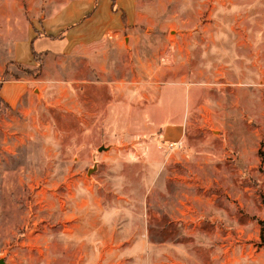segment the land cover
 I'll use <instances>...</instances> for the list:
<instances>
[{"label": "rangeland", "instance_id": "374dc122", "mask_svg": "<svg viewBox=\"0 0 264 264\" xmlns=\"http://www.w3.org/2000/svg\"><path fill=\"white\" fill-rule=\"evenodd\" d=\"M81 1L0 0L3 81L36 79L0 104V264H264V0H136L97 67L16 64Z\"/></svg>", "mask_w": 264, "mask_h": 264}, {"label": "crops", "instance_id": "0c3cea01", "mask_svg": "<svg viewBox=\"0 0 264 264\" xmlns=\"http://www.w3.org/2000/svg\"><path fill=\"white\" fill-rule=\"evenodd\" d=\"M84 1L65 6L50 18L44 19L40 28L35 27L38 31L32 27L26 38L15 44L13 58L16 64L26 70H35L39 64L34 54H47L49 58L62 54L67 47H73L74 53L90 55L91 63L97 67L96 49L101 46H110L111 43L103 36L124 30L127 25L124 24L119 12L127 15L126 21L130 23L129 20L131 15L135 14L137 2L136 0H115L119 11H114L111 0ZM101 4L105 6V9H102ZM109 5L112 9H109ZM63 32L66 35L64 40L49 38V36L58 37ZM44 68L45 72L46 67ZM6 70V63L0 62V98L10 107H15L32 90L36 79L30 80L23 77L3 81ZM186 105L189 107L188 102ZM184 125L181 119L165 124L163 140L169 145L178 143L182 139Z\"/></svg>", "mask_w": 264, "mask_h": 264}, {"label": "trees", "instance_id": "16d2710c", "mask_svg": "<svg viewBox=\"0 0 264 264\" xmlns=\"http://www.w3.org/2000/svg\"><path fill=\"white\" fill-rule=\"evenodd\" d=\"M112 2H113V9H115L116 8V3H115V0H112ZM36 55V54H35ZM36 57V56H35ZM41 67V65L39 64V66H38V68L37 69H39ZM31 72V71H34V70H27V72ZM37 74H39V72L37 73ZM2 103H4V101L0 98V104H2Z\"/></svg>", "mask_w": 264, "mask_h": 264}, {"label": "built area", "instance_id": "2783aa9c", "mask_svg": "<svg viewBox=\"0 0 264 264\" xmlns=\"http://www.w3.org/2000/svg\"><path fill=\"white\" fill-rule=\"evenodd\" d=\"M178 143H176V144H173V145H177Z\"/></svg>", "mask_w": 264, "mask_h": 264}]
</instances>
